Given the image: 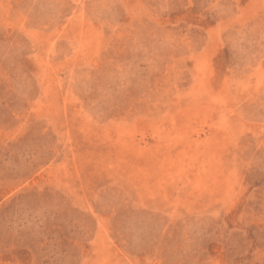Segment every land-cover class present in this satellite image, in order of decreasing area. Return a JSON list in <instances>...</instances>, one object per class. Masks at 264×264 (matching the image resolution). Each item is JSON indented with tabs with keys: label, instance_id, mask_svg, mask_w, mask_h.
Here are the masks:
<instances>
[{
	"label": "rangeland",
	"instance_id": "rangeland-1",
	"mask_svg": "<svg viewBox=\"0 0 264 264\" xmlns=\"http://www.w3.org/2000/svg\"><path fill=\"white\" fill-rule=\"evenodd\" d=\"M0 264H264V0H0Z\"/></svg>",
	"mask_w": 264,
	"mask_h": 264
}]
</instances>
